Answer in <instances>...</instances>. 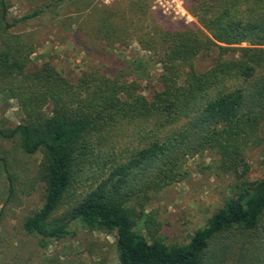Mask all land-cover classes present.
Masks as SVG:
<instances>
[{
	"label": "trees",
	"instance_id": "1",
	"mask_svg": "<svg viewBox=\"0 0 264 264\" xmlns=\"http://www.w3.org/2000/svg\"><path fill=\"white\" fill-rule=\"evenodd\" d=\"M65 1L10 19L8 1L0 0V95L15 100L21 113L20 123L0 129V137H17L25 154L42 155L38 177L45 185L42 206L25 218L22 230L38 237L43 249L74 236L72 223L104 231L115 238L119 264H264V178L238 185L185 245L159 242L156 222L144 213L153 194L188 177V159L210 151L223 174L237 173L245 148L260 141L264 0H185L198 27L160 31L158 40L155 33L145 38L140 30L130 32L139 35L143 50L164 48L160 89L150 96L137 82L98 70L71 82L48 62L30 68L34 49L12 29L51 15L65 24ZM100 21L107 41L123 37L105 28L113 26L106 14ZM212 50L211 67L197 71L192 60ZM6 177L9 201L13 176ZM62 206L63 215L52 218ZM12 260L18 263L17 253ZM35 264L105 263L83 255L66 262L40 256Z\"/></svg>",
	"mask_w": 264,
	"mask_h": 264
},
{
	"label": "rangeland",
	"instance_id": "2",
	"mask_svg": "<svg viewBox=\"0 0 264 264\" xmlns=\"http://www.w3.org/2000/svg\"><path fill=\"white\" fill-rule=\"evenodd\" d=\"M7 1L10 19L22 18L53 3V0ZM186 6L185 0H67L61 11L65 24L53 21L51 15L48 20L39 18L33 23H22L12 31L32 45L31 69L48 62L71 82L85 71L98 70L109 78L135 81L142 93L150 96L160 89L157 78L162 72L159 59L164 48L157 44L154 52L143 50L136 38L139 35L130 34L140 30L142 37L147 38L151 32L158 40L160 31L181 25L198 27ZM104 14L113 24L105 28H114L123 37L107 41L99 33ZM215 52L198 55L192 60L193 67L197 71L211 67ZM20 119L17 102L6 94L0 95V129L13 128ZM257 135L260 141L245 148L244 165L237 173L223 174L216 168V156L206 151L187 160L185 168L189 175L185 180L152 195L144 213L156 222L155 238L159 242L166 246L187 244L194 232L235 196L238 185L264 178V131L260 130ZM41 159L40 153L25 154L17 137L8 140L0 137V249H3L0 264H35L40 256L66 262L83 255L92 262L119 264L115 238L104 231L72 223L70 231L74 236L50 241L43 249L38 247V237L22 230L25 218L44 202L45 185L38 177ZM6 172L13 176L14 192L9 201ZM239 175L242 177L238 178ZM64 209L62 206L52 218L61 217ZM136 230L151 242L141 225ZM9 244L16 247L10 250ZM15 253L20 258L18 263L12 260Z\"/></svg>",
	"mask_w": 264,
	"mask_h": 264
}]
</instances>
